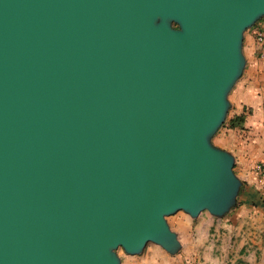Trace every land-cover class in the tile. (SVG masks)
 Returning a JSON list of instances; mask_svg holds the SVG:
<instances>
[{"label":"water","instance_id":"water-1","mask_svg":"<svg viewBox=\"0 0 264 264\" xmlns=\"http://www.w3.org/2000/svg\"><path fill=\"white\" fill-rule=\"evenodd\" d=\"M264 0H0V264L181 249L235 208L213 144Z\"/></svg>","mask_w":264,"mask_h":264},{"label":"crops","instance_id":"crops-1","mask_svg":"<svg viewBox=\"0 0 264 264\" xmlns=\"http://www.w3.org/2000/svg\"><path fill=\"white\" fill-rule=\"evenodd\" d=\"M248 53L228 100L230 113L213 136V144L235 158L234 171L243 181L238 204L222 217L201 212L191 218L183 211L167 217L181 243L174 255L148 243L137 255L125 254V264H264V189L252 172L264 163V57L258 56L252 30L244 33ZM243 115L241 126L229 119Z\"/></svg>","mask_w":264,"mask_h":264},{"label":"built area","instance_id":"built-area-1","mask_svg":"<svg viewBox=\"0 0 264 264\" xmlns=\"http://www.w3.org/2000/svg\"><path fill=\"white\" fill-rule=\"evenodd\" d=\"M250 29L254 35L256 52L258 56L264 57V17L260 18ZM252 172L259 177L264 189V163H255Z\"/></svg>","mask_w":264,"mask_h":264},{"label":"rangeland","instance_id":"rangeland-1","mask_svg":"<svg viewBox=\"0 0 264 264\" xmlns=\"http://www.w3.org/2000/svg\"><path fill=\"white\" fill-rule=\"evenodd\" d=\"M243 53H244V55H247V53H248L247 42H245V40H243ZM229 113H230V111H229ZM228 114H227V116H228ZM212 140H213V138H212ZM117 253H118L119 257L121 258V264H125V262H124V259H125L124 251L121 248H118Z\"/></svg>","mask_w":264,"mask_h":264},{"label":"trees","instance_id":"trees-1","mask_svg":"<svg viewBox=\"0 0 264 264\" xmlns=\"http://www.w3.org/2000/svg\"><path fill=\"white\" fill-rule=\"evenodd\" d=\"M225 122H226V121H225ZM225 122H224V123H225ZM243 122H244V117H243V115L235 116L234 118L229 119V121H228L230 127L241 126ZM224 123H223V124H224ZM223 124H222V126H223Z\"/></svg>","mask_w":264,"mask_h":264}]
</instances>
